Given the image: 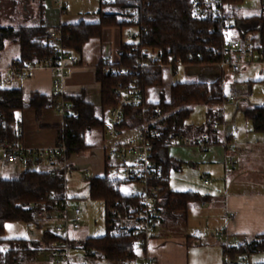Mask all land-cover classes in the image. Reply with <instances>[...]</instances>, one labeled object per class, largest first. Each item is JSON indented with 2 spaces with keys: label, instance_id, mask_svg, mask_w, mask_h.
Returning a JSON list of instances; mask_svg holds the SVG:
<instances>
[{
  "label": "trees",
  "instance_id": "obj_1",
  "mask_svg": "<svg viewBox=\"0 0 264 264\" xmlns=\"http://www.w3.org/2000/svg\"><path fill=\"white\" fill-rule=\"evenodd\" d=\"M232 1L242 2V0ZM149 2V7L137 0H118L113 4L100 5L97 23L82 21L62 28L64 42L69 49L80 55L91 40L102 38L104 29L129 28V12L138 9L139 25L145 26L147 30L146 39L151 41L155 49L161 51L165 61L169 57L185 58L189 53L204 55L206 57L202 64L204 66L215 65L222 60L221 49L224 42L221 34L214 31L216 24L212 19L205 21L193 19L188 0H149ZM241 20V28L257 33L264 45V18L250 17ZM46 35L45 28H0V52L7 42L12 41L19 46L20 59L23 61L43 60L51 55V50L45 44ZM121 50L122 61L114 66L127 68L131 73L126 77H114L104 73V66L100 67L98 80L102 85V105L99 109L88 104L81 96H67L59 90L47 96L26 94L22 88H0V140L12 142L21 134L16 130L18 113L33 110L39 120L44 110L56 109L65 103L68 109L64 114V127L60 131L57 145L64 143L68 146L67 158L74 154L85 153L92 148L87 141L90 133L93 131L106 133L108 114L118 104L116 91L122 85L131 84L136 77L140 79L144 88L159 90L161 106L167 113V129L162 132L154 147V160L157 161L164 175L169 176L172 170L180 168L169 157L168 148L164 146L165 139L170 135H183L195 139L196 136L207 134L215 142L221 139L211 131L216 132L213 124L218 120L219 108L224 101L221 80L211 85L199 82L175 84L169 89V102L166 103L162 68L136 70L133 68L132 60L127 57L128 46L125 43L122 44ZM210 50H213V53ZM211 54L215 62L211 59ZM197 106L208 107V123L201 128L192 129L186 125V122ZM138 113L137 107L126 108L119 131L124 132L137 127L140 124ZM244 113L253 122L255 131L264 132V107H250ZM89 181L91 200L105 204L106 223L107 211L111 206L116 205L117 202L133 203L134 199L121 192L124 182L113 178L109 173L103 178ZM65 191L66 181L54 177L52 171L28 169L21 173L17 180L0 179V264L35 262L45 253L42 247L50 246L57 240V237L49 231H44L43 238L39 241L7 240L4 239V233L6 226L12 223L37 226L35 211L27 210V207L40 202L42 198L47 201L50 196L55 201H61ZM166 192L167 188L162 193V198L163 196L166 198L165 203L161 201L162 214L171 216L174 213L176 221H186L189 205L192 202L202 201V198L196 194ZM85 243L98 248L110 264L139 258V253L135 249V238L114 239L107 233L103 238L88 239ZM4 247H8L9 250L4 251ZM241 252L248 257L264 253V235L244 240ZM95 261L100 264L103 259L98 256Z\"/></svg>",
  "mask_w": 264,
  "mask_h": 264
},
{
  "label": "crops",
  "instance_id": "obj_2",
  "mask_svg": "<svg viewBox=\"0 0 264 264\" xmlns=\"http://www.w3.org/2000/svg\"><path fill=\"white\" fill-rule=\"evenodd\" d=\"M92 1L65 0L64 7L68 14L61 16L59 7L53 0H0V28H45L49 33L60 24L76 25L78 24L76 22L64 23V19L73 17L72 8L80 3H84L86 7L76 13L80 18L79 23L86 22V18L99 19V0H94L99 6L98 11H88L87 7ZM122 34L123 30L118 27L104 29L101 39H93L85 46L82 54L78 55L81 64L70 69L66 76L60 79L58 87L55 85L58 77L47 69L36 71L29 79H21L12 70L15 61L21 58L20 48L9 41L0 52V88H22L26 94L47 96L59 90L67 96H81L88 104L99 109L102 105L99 69L107 64L121 63V47L124 43ZM193 69L195 71L191 76L200 79L193 82L211 85L221 80L223 97L227 98L226 90L228 85H231L232 94L236 93L239 97L230 103L237 104L240 100V94L234 85L235 76L239 73L223 71L218 65H200ZM178 75L171 76L169 71L163 74L167 93L171 86L175 85L172 81ZM188 75L187 77H191ZM169 82L171 85L166 88V83ZM232 94L228 98H231ZM147 98L154 104L162 102L157 88H148ZM247 101L248 99H243V102ZM17 119L16 130L21 132L18 136L28 148L45 149L58 144L60 131L64 127V117L56 109L44 110L39 120L35 111L26 110L18 113ZM248 125L247 121L245 132L240 131L236 122L229 131L228 127L226 128L229 137L237 135L240 139V144L231 151H226L221 146L223 132L220 130L216 132L211 130L221 139L216 142L213 140L214 145L206 151H199L194 147L168 149L169 157L180 168L170 172L166 193H192L199 195L202 201L192 202L189 205L186 221H176L174 213L171 216L162 214L161 227L148 248L152 264H223L220 246L214 238L216 231L227 230L233 237L242 240L264 235V134H253L252 126L248 127ZM188 127L198 129L193 125ZM107 138L108 134H103L100 145L94 149L95 154L89 159L96 173L94 178H103L106 173L112 176L110 172L112 163L105 156L102 148L108 141ZM226 157H231L232 161L227 162ZM30 160L22 159L18 165L11 166L0 161V179L17 180L21 173L35 164L44 165L41 171H48L58 162ZM69 161L73 166L85 162L77 155H73ZM173 173L181 177V185L170 183ZM205 181H208V184H205ZM162 201L166 202L164 196ZM228 214H235L236 219L226 222L225 218Z\"/></svg>",
  "mask_w": 264,
  "mask_h": 264
},
{
  "label": "built area",
  "instance_id": "obj_3",
  "mask_svg": "<svg viewBox=\"0 0 264 264\" xmlns=\"http://www.w3.org/2000/svg\"><path fill=\"white\" fill-rule=\"evenodd\" d=\"M59 7L61 16L68 14L64 7L65 0H53ZM118 0H99L100 5L113 4ZM150 6L149 0H137ZM241 3L232 0H188L190 15L198 21L212 19L223 38L224 45L221 49L223 58L216 63L222 70H229L233 74L241 73L243 70L258 65H264V45L257 33L245 31L241 28V18L237 17ZM257 7L264 11V0H257ZM128 23L130 31L125 34L128 46L127 57L132 60L133 68L145 71L149 68L161 67L170 72L171 76H177L183 67H196L203 64L206 57L201 54L189 53L185 58L169 57L167 61L160 50L155 49L151 41L146 39L147 30L140 24V13L138 9L130 10ZM60 24L56 29L47 33L46 46L51 50V55L43 60L15 61L13 71L21 79H29L36 71L47 69L58 79L56 87L60 84L67 72L81 64L79 56L69 49L64 42V35ZM213 53V50H210ZM211 59L215 58L211 54ZM103 71L114 77H126L131 72L127 68H118L112 64L104 66ZM118 97L117 106L111 110L106 126V134L112 139L103 145L105 156L112 163L110 172L115 176L123 173L125 184L137 186L139 193L134 192L131 197L133 203L122 204L117 202L107 211V233L111 238H135L136 251L139 253L137 260L128 259L117 261L114 264H152L148 248L152 239L161 227L162 193L166 190L169 176L164 175L157 161L154 160L155 142L160 139L162 132L167 129V113L161 103H151L147 98V89L144 88L140 79L136 77L131 84L122 85L116 91ZM167 102H169L168 93ZM239 97L233 93L231 98H225L219 113L220 121L213 124L215 130L223 131L221 146L226 151H231L238 145L235 137H229L223 120V109L226 104ZM137 107L140 124L129 131L120 132L125 109ZM68 106L62 103L56 111L64 117ZM78 116V115H77ZM214 145L213 140L207 134L195 139L183 135H170L164 141L168 149L174 147H194L199 151H206ZM68 146L60 144L45 149H30L25 146L18 136L15 141L0 140V161L7 165H18L22 159L33 160H67ZM231 162V157H226ZM63 162V161H62ZM71 164L64 167H53L54 177L63 178L66 181L71 170ZM87 179V176H84ZM116 179V178H115ZM119 180V179H117ZM208 184V181H205ZM126 196V195H125ZM48 204V205H47ZM27 210L35 211L37 226L49 231L57 240L50 246L44 247V252L50 260V264H97L96 258L102 257L100 264H110L105 255L95 246H88L84 242L79 244L72 238L74 232L81 229L83 222V211L79 207H72L66 195L63 200L55 201L51 196L47 201L43 198L40 202L27 207ZM235 214H228L226 222L234 221ZM218 242L223 264H251L249 257L241 250L244 240L233 237L227 230H218L214 233ZM4 251L9 250L4 247Z\"/></svg>",
  "mask_w": 264,
  "mask_h": 264
},
{
  "label": "rangeland",
  "instance_id": "obj_4",
  "mask_svg": "<svg viewBox=\"0 0 264 264\" xmlns=\"http://www.w3.org/2000/svg\"><path fill=\"white\" fill-rule=\"evenodd\" d=\"M257 0H246L245 3L239 9L237 13V17L241 19H246L250 17H263L264 11L260 10L257 7ZM87 7L88 11L97 12L99 6L97 2L94 0ZM86 7L84 3H80V5H76V7L72 8L71 11L73 17H67L64 19V23H79V16H77L78 10ZM87 23L93 22L97 23L99 19H85ZM34 24L33 22L31 23ZM130 30H123V42L125 43L127 40L125 39V34H127ZM190 69L186 70V68H182L179 71V75L172 82L173 84L179 82H193L199 81L200 79L193 78L192 73L195 71L194 67H189ZM164 72H166L164 70ZM189 74L191 77H187ZM188 75V76H189ZM166 88L168 85H171V82L166 83ZM237 92L240 94V100H238L237 104L227 103L225 108L223 109V120L226 128H229L234 125L236 122L240 131L245 132L246 122L248 121V127L252 126L253 134H264V132H257L254 129L253 122L247 120V117L244 113L245 109L248 107H264V65L252 66L245 70H243L239 75L235 76V84ZM233 86L228 85L226 90L227 98L232 94ZM167 91V90H166ZM167 93V92H166ZM168 93L166 94V103L168 99ZM248 99L247 102H243V99ZM238 106L240 110L238 111ZM207 106H197L195 107L193 113L190 118L186 122L188 126H192L195 128L203 127L207 124ZM219 113L222 111V108H219ZM220 117L218 115V120L220 121ZM216 121V122H217ZM250 129V128H249ZM129 131V130H127ZM223 132V131H221ZM237 136V135H236ZM234 136L238 140V145L240 144L239 136ZM103 134L101 131H93L91 135H89L87 141L92 148L85 153L82 154H74L79 157L80 160L85 161L81 164H74V166L70 167L67 178H66V195L70 201V205L72 207H79L83 211V222L81 224V229L78 232H74L72 234V238L75 239L79 244H83L88 239H100L106 236V207L105 204L101 201H93L90 198V181L94 179L96 173L92 165L89 163V159L93 157L94 149L100 145ZM108 141L112 140L109 136L107 138ZM107 141V142H108ZM69 157L67 160H61L56 163L55 167H64V164H70ZM63 161V162H62ZM45 166L34 165L30 167L29 170L41 171ZM28 169V168H27ZM53 169V168H52ZM49 169L48 171H50ZM88 171V173L86 172ZM87 176V179L84 176ZM113 178L119 179L120 181H124V174L118 173L113 176ZM181 177L176 176V174H172L170 177V183H175L176 185H181ZM175 185V186H176ZM140 188L137 186L125 184L122 186L121 192L123 195H131L134 192L139 193ZM44 230L38 228L37 226H29L26 223H12L8 224L5 229L4 239L7 240H32L39 241L43 238ZM44 249V246L42 247ZM42 249V250H43ZM44 251V250H43ZM251 264H261L264 262V253L253 255L248 259ZM29 264H50V260L46 253L40 256L35 262ZM98 264V263H97Z\"/></svg>",
  "mask_w": 264,
  "mask_h": 264
}]
</instances>
